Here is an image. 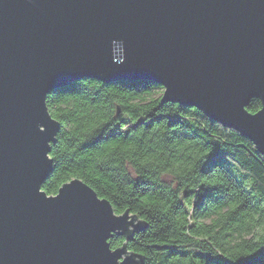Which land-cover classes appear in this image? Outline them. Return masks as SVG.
<instances>
[{"label": "water", "instance_id": "water-1", "mask_svg": "<svg viewBox=\"0 0 264 264\" xmlns=\"http://www.w3.org/2000/svg\"><path fill=\"white\" fill-rule=\"evenodd\" d=\"M85 78L156 82L162 103L196 108L264 156V0H0V264L144 261L127 247L147 228L137 215L77 178L41 189L61 126L47 96Z\"/></svg>", "mask_w": 264, "mask_h": 264}, {"label": "trees", "instance_id": "trees-1", "mask_svg": "<svg viewBox=\"0 0 264 264\" xmlns=\"http://www.w3.org/2000/svg\"><path fill=\"white\" fill-rule=\"evenodd\" d=\"M148 80L85 78L47 96L61 124L52 172L55 195L80 179L116 214L147 224L128 241L142 264H264V156L247 138L179 103H162ZM255 113L259 99L246 107ZM125 241L110 239L113 249Z\"/></svg>", "mask_w": 264, "mask_h": 264}]
</instances>
